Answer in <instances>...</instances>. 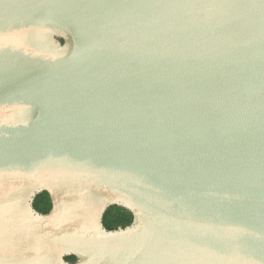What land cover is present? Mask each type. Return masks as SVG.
I'll return each instance as SVG.
<instances>
[{"label": "water", "instance_id": "95a60500", "mask_svg": "<svg viewBox=\"0 0 264 264\" xmlns=\"http://www.w3.org/2000/svg\"><path fill=\"white\" fill-rule=\"evenodd\" d=\"M0 264H264V0H0Z\"/></svg>", "mask_w": 264, "mask_h": 264}, {"label": "trees", "instance_id": "16d2710c", "mask_svg": "<svg viewBox=\"0 0 264 264\" xmlns=\"http://www.w3.org/2000/svg\"><path fill=\"white\" fill-rule=\"evenodd\" d=\"M33 206L41 213H47L51 208L49 194L45 191L38 193L33 199ZM103 224L107 229H115L119 226L125 227L132 221V214L122 207L109 206L103 215ZM68 260L74 261V256L67 257Z\"/></svg>", "mask_w": 264, "mask_h": 264}]
</instances>
